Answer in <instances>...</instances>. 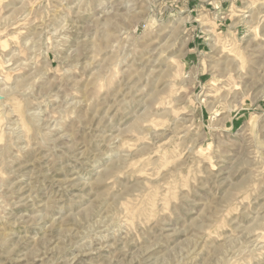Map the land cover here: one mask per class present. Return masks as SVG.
<instances>
[{
  "label": "clouds",
  "instance_id": "9594fccd",
  "mask_svg": "<svg viewBox=\"0 0 264 264\" xmlns=\"http://www.w3.org/2000/svg\"><path fill=\"white\" fill-rule=\"evenodd\" d=\"M0 264H264V0H0Z\"/></svg>",
  "mask_w": 264,
  "mask_h": 264
}]
</instances>
